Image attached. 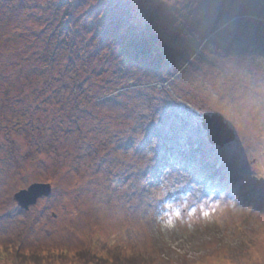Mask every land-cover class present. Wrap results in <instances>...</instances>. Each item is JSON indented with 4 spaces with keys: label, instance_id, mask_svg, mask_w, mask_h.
Segmentation results:
<instances>
[{
    "label": "rangeland",
    "instance_id": "1",
    "mask_svg": "<svg viewBox=\"0 0 264 264\" xmlns=\"http://www.w3.org/2000/svg\"><path fill=\"white\" fill-rule=\"evenodd\" d=\"M26 76L47 103L1 92L0 264H264V0H0V79Z\"/></svg>",
    "mask_w": 264,
    "mask_h": 264
},
{
    "label": "water",
    "instance_id": "2",
    "mask_svg": "<svg viewBox=\"0 0 264 264\" xmlns=\"http://www.w3.org/2000/svg\"><path fill=\"white\" fill-rule=\"evenodd\" d=\"M203 127L207 131L209 141L214 145L224 146L236 139V130L220 113H205L202 117ZM53 191L50 182H34L27 188L15 192L14 199L23 207L28 208L38 201L41 196H48Z\"/></svg>",
    "mask_w": 264,
    "mask_h": 264
},
{
    "label": "trees",
    "instance_id": "3",
    "mask_svg": "<svg viewBox=\"0 0 264 264\" xmlns=\"http://www.w3.org/2000/svg\"><path fill=\"white\" fill-rule=\"evenodd\" d=\"M124 18V17H123ZM122 21H123V19H122ZM122 23V22H121ZM148 26H149V24H148ZM150 27V26H149ZM148 29V28H147ZM153 31V30H152ZM151 31V32H152ZM160 31H157V30H154L153 32H152V35L154 36L153 38H150L149 40H148V42L149 41H152L153 43L155 42V47H163V51H166L167 49H169L168 48V45H166V44H164V42L159 38V36H158V34H160L159 33ZM155 38V39H154ZM162 41V42H161ZM147 46H150V45H147ZM146 46V47H147ZM152 48V50H153V48H154V46L153 47H151ZM32 67L35 69V70H38L40 67L36 64V63H34V64H32ZM48 67V66H47ZM41 72V71H40ZM12 82H13V84H12ZM20 82V83H19ZM6 83H8L9 84V86L8 87H5V85H6ZM10 84H11V86H10ZM16 87H21L22 89H20V90H32L31 92H30V94L29 95H31V94H33V95H31V96H34L35 97V100L37 101V104L38 105H40V106H38V107H41V104L42 103H47L46 102V100L44 99L43 100V102L42 101H40L39 99H42V97L44 96V95H42L43 93H41L40 92V89L38 88V86L37 85H34V83H33V80L32 79H30L28 76H26L24 79H23V77H20V80H17V79H14V81H11V78H9V79H6V80H4V79H0V106L1 107H7V105H9V100H3V96H2V94H1V92L3 93V92H8L9 90H13L14 88H16ZM48 89V88H47ZM39 90V91H38ZM36 91V92H35ZM47 92H48V90H46ZM35 92V93H34ZM9 94V93H8ZM8 94H6V96H8V97H10V95H8ZM28 94V93H27ZM3 95H4V93H3ZM20 97H21V100H20V105L21 106H26V103H27V106H29V104L28 103H30V100H31V98L30 97H28V99H25L24 97V95H23V93L22 92H20ZM10 103H11V101H10ZM30 104H32V103H30ZM45 107H47L46 105H44ZM41 109V108H40ZM8 117V116H7ZM22 122H24V123H22V125H27V123H28V121L26 122V120L25 121H22ZM30 123V122H29Z\"/></svg>",
    "mask_w": 264,
    "mask_h": 264
}]
</instances>
